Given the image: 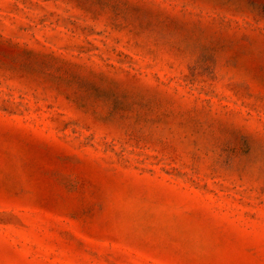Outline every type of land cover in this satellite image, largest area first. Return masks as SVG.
<instances>
[{
  "label": "rangeland",
  "instance_id": "obj_1",
  "mask_svg": "<svg viewBox=\"0 0 264 264\" xmlns=\"http://www.w3.org/2000/svg\"><path fill=\"white\" fill-rule=\"evenodd\" d=\"M0 264H264V0H0Z\"/></svg>",
  "mask_w": 264,
  "mask_h": 264
}]
</instances>
